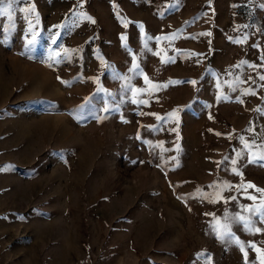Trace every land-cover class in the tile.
I'll list each match as a JSON object with an SVG mask.
<instances>
[{
	"label": "rangeland",
	"instance_id": "obj_1",
	"mask_svg": "<svg viewBox=\"0 0 264 264\" xmlns=\"http://www.w3.org/2000/svg\"><path fill=\"white\" fill-rule=\"evenodd\" d=\"M262 76L264 0H4L0 264H260Z\"/></svg>",
	"mask_w": 264,
	"mask_h": 264
},
{
	"label": "snow or ice",
	"instance_id": "obj_2",
	"mask_svg": "<svg viewBox=\"0 0 264 264\" xmlns=\"http://www.w3.org/2000/svg\"><path fill=\"white\" fill-rule=\"evenodd\" d=\"M3 2H4V0H0V4H3ZM11 2H12V0H9V3H11ZM93 22H94V21H93ZM202 35H211V33H203ZM122 39H123V37H122ZM158 39H159V38H158ZM261 79L264 80V76H262ZM191 83H192L193 85H195L196 82H195V81H192ZM173 115H175V113H173ZM177 122H178V120H177ZM261 159H264V157H261ZM249 162L251 163V162H253V161L250 160ZM233 163H235V162H233ZM248 187H253V186H252V185H248ZM257 191H259V189H257ZM241 219H243V218L241 217ZM256 231L259 232L260 229L257 228ZM236 243L239 244V241H236ZM250 247H251V248H255V245H254V244H253V245H250ZM256 250H257L258 252L260 251L259 249H256ZM241 251H242V252L244 251L243 247H241ZM261 255L264 256V253H261ZM260 264H264V260H261Z\"/></svg>",
	"mask_w": 264,
	"mask_h": 264
}]
</instances>
